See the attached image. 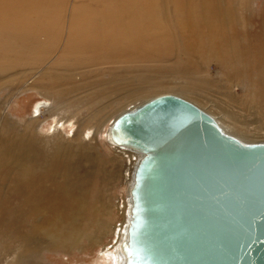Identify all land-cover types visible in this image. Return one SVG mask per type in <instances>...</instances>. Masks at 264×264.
I'll return each mask as SVG.
<instances>
[{"label":"bare ground","instance_id":"bare-ground-1","mask_svg":"<svg viewBox=\"0 0 264 264\" xmlns=\"http://www.w3.org/2000/svg\"><path fill=\"white\" fill-rule=\"evenodd\" d=\"M244 3L245 0H0V93L7 91L0 97V194L4 196L9 187L16 192L25 190V186L28 189L15 217L18 218L20 212L21 221L29 229H42L51 212L60 207L58 203L47 204L57 197L53 183L56 170L65 169V162L72 164L77 158L89 157V154L80 155L83 149L78 151L71 146L68 148L66 143H50L54 136L62 135L59 127L63 124H68L62 127L64 134L82 146L93 137L92 130L96 133L112 116L104 139L122 153H130L128 157L123 156L133 163L129 171L126 169L129 190L134 165L142 153L115 142L111 126L124 102L155 86L143 82L144 77L137 69L152 77L157 75L150 68L153 62L167 63L174 66L173 71L178 76L191 71L192 77L206 79L210 76L211 62L221 69L235 60L242 63L239 43L232 38L230 30L242 25L240 9ZM172 52L175 56L170 55ZM250 79L249 74L244 75L248 84L245 91L252 93ZM68 84L71 86L66 88ZM184 85L185 80L169 88L181 90L185 89ZM159 87L164 88L163 85ZM29 88L47 98L49 105L38 102L26 125L20 120L13 124L8 106L16 95ZM81 100L85 103H80ZM43 108L48 118L56 119L55 124L48 122L45 135L38 131L48 119L40 118ZM59 111L64 114H57ZM214 116L227 133H230L226 130L230 125H224L221 117L244 124L221 108L218 116ZM74 118L77 128L73 131L70 125ZM35 142H42L51 149L55 146L49 168L43 162L40 166L32 160L38 148L33 145ZM28 200L32 203L25 211ZM130 204L128 191L121 204L120 223L113 229L114 240L110 245L104 244L100 253L105 264H126L127 252L123 244L127 240ZM37 212L45 216L41 223L34 218L26 222L28 216L33 217ZM8 216L1 222H12L13 216Z\"/></svg>","mask_w":264,"mask_h":264},{"label":"water","instance_id":"water-1","mask_svg":"<svg viewBox=\"0 0 264 264\" xmlns=\"http://www.w3.org/2000/svg\"><path fill=\"white\" fill-rule=\"evenodd\" d=\"M111 137L142 153L126 264H264V141H241L173 93L119 112Z\"/></svg>","mask_w":264,"mask_h":264},{"label":"rangeland","instance_id":"rangeland-1","mask_svg":"<svg viewBox=\"0 0 264 264\" xmlns=\"http://www.w3.org/2000/svg\"><path fill=\"white\" fill-rule=\"evenodd\" d=\"M245 1L243 8L240 9L242 25L230 30L232 38L239 43L242 63L235 60L230 62L231 64L228 63V67L221 69L215 62H211L210 76L201 79L198 76L192 77L191 71L178 76L173 71L174 66L153 62L150 68L157 72L155 73L157 75L147 77L142 70L137 69V71L143 75V82L153 83L155 86L149 88L146 93L124 102L119 112L154 95L173 93L201 108L210 109L214 115L218 116L221 108L236 116L244 124L235 122L230 117L220 118L224 125H230L226 130L232 135L245 141H264V0ZM170 55L175 56V52ZM245 74L252 77L248 82L250 89H253L252 93L245 91L248 85L244 81ZM184 80L185 89L169 88ZM159 85H163L164 88H160ZM69 86L71 85L68 84L66 88ZM6 93L7 91L3 90L0 97ZM40 101L46 102L43 106L49 105L48 99L34 88L16 95L7 109L11 119L13 118L12 123L20 120L23 126L26 125L28 118L33 114V108ZM81 102L85 103L83 100ZM57 114L61 115L64 112L59 111ZM214 115L212 116L215 117ZM40 118H48L44 108L40 112ZM50 118L46 119V123L38 129L42 135L47 133L46 128L48 129L49 124L56 122V119ZM111 118L104 121L96 133H93L94 129L91 128L93 137L82 146L75 140L71 141L67 134H64V128L68 124H63L64 128L59 127L60 134L68 138L62 135L57 138L54 136V141L50 143H53L52 145L66 143L68 148L71 146L78 151L83 149L84 153L79 152L80 155L89 154V157L77 158L72 164L69 163L70 165L65 162V169L62 167L56 170L53 183L57 197L51 198L47 204L58 203L60 207L58 211L51 212L42 229L38 231L29 229L28 225L21 221L20 212L19 217H15L19 204L25 199L27 186L25 190L21 189L17 192L13 187H9L4 193L5 197L0 194V264H105L104 256L100 253L105 247L104 244L110 245L114 240L113 229L120 223L122 205L127 198L126 172L129 171L130 166L133 167V163L124 158L130 153H122L120 149L108 145L104 139V131ZM74 121L75 118L71 121L73 126L70 125L73 131L77 128V123ZM17 131L21 132V129ZM43 143H33L40 149L36 148L32 160L40 166L43 162L49 168L55 146L51 149L43 146ZM31 203L32 201L28 200L23 209L28 210ZM7 214L13 216V221L2 223L3 217H9ZM42 215V212H37L33 217L28 216L26 222L34 218L35 222L41 223V219L45 218ZM55 235L58 237L54 238Z\"/></svg>","mask_w":264,"mask_h":264}]
</instances>
